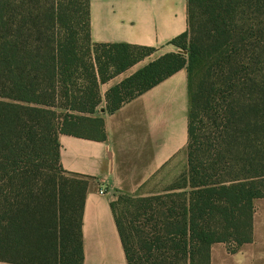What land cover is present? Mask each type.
<instances>
[{"label":"trees","instance_id":"1","mask_svg":"<svg viewBox=\"0 0 264 264\" xmlns=\"http://www.w3.org/2000/svg\"><path fill=\"white\" fill-rule=\"evenodd\" d=\"M173 42L186 53L106 94L113 112L188 70L184 172L163 193L111 203L128 264H211L214 243L252 241L264 198V0H188ZM154 51L93 42L90 0H0V264H84L90 179L63 168L59 137L104 140L100 85Z\"/></svg>","mask_w":264,"mask_h":264},{"label":"crops","instance_id":"2","mask_svg":"<svg viewBox=\"0 0 264 264\" xmlns=\"http://www.w3.org/2000/svg\"><path fill=\"white\" fill-rule=\"evenodd\" d=\"M90 12L93 42L154 47L151 60L178 51L173 41L188 29V0H90ZM147 63L140 61L100 85L97 115L105 121L104 140L59 137L63 168L90 179L83 210L84 264H128L112 201L120 194L161 193L151 187L154 179L175 160L187 165L186 67L117 110H106L108 90ZM211 264H264V198L255 200L252 241L214 243Z\"/></svg>","mask_w":264,"mask_h":264},{"label":"rangeland","instance_id":"3","mask_svg":"<svg viewBox=\"0 0 264 264\" xmlns=\"http://www.w3.org/2000/svg\"><path fill=\"white\" fill-rule=\"evenodd\" d=\"M184 49H185V47H184ZM180 51H184V53H186L185 50H183L181 48H179V50L176 52H180ZM151 55L152 54H150V55L146 56L145 58H143L142 60H140L141 63H144V61H145V63L151 62L152 61ZM153 60H155V59H153ZM106 110H107V105H106ZM184 170H185V165L183 163H181L179 160H175L170 166H168L166 169H164V171L158 177H156L154 179L153 183H155V185H151V187L154 189V192L161 191V193H163L167 190V188L171 187L172 185H175L179 176L184 172Z\"/></svg>","mask_w":264,"mask_h":264},{"label":"built area","instance_id":"4","mask_svg":"<svg viewBox=\"0 0 264 264\" xmlns=\"http://www.w3.org/2000/svg\"><path fill=\"white\" fill-rule=\"evenodd\" d=\"M100 192H101V193H105L104 188H101V189H100Z\"/></svg>","mask_w":264,"mask_h":264}]
</instances>
